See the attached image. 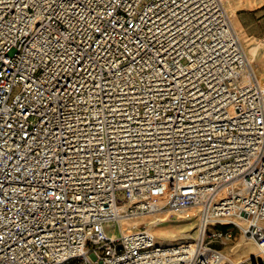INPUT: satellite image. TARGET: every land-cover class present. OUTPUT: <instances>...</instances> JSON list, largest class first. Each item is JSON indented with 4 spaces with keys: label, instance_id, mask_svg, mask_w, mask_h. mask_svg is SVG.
Wrapping results in <instances>:
<instances>
[{
    "label": "built area",
    "instance_id": "built-area-1",
    "mask_svg": "<svg viewBox=\"0 0 264 264\" xmlns=\"http://www.w3.org/2000/svg\"><path fill=\"white\" fill-rule=\"evenodd\" d=\"M227 2L0 0V264H240L214 243L264 245V81ZM186 207L192 240L104 229Z\"/></svg>",
    "mask_w": 264,
    "mask_h": 264
},
{
    "label": "rangeland",
    "instance_id": "rangeland-1",
    "mask_svg": "<svg viewBox=\"0 0 264 264\" xmlns=\"http://www.w3.org/2000/svg\"><path fill=\"white\" fill-rule=\"evenodd\" d=\"M227 5L232 26L253 64L257 76L264 80V0H230ZM193 210H191L193 213L186 217H183L176 210H171L167 213L168 217L162 220L156 219L158 216H162L160 213L137 216L127 220L121 218L116 222L105 224L104 229L108 235L117 236L120 232L129 229L135 230L139 227H146L162 243L192 240L197 233L198 221L196 210ZM155 219L156 222L151 224ZM240 234L239 230H235L230 241L225 244L216 242L214 245L228 253L232 258L233 249L234 246L238 245Z\"/></svg>",
    "mask_w": 264,
    "mask_h": 264
},
{
    "label": "bare ground",
    "instance_id": "bare-ground-1",
    "mask_svg": "<svg viewBox=\"0 0 264 264\" xmlns=\"http://www.w3.org/2000/svg\"><path fill=\"white\" fill-rule=\"evenodd\" d=\"M229 1L230 0H228V3L227 4H229ZM227 10H228V8H227ZM193 209L196 210L193 207H186V208L176 209V211H178L183 217H186L190 213L191 214L193 213V212H191V210H193ZM168 211H171V210H169V209H164L163 210L162 209V210L158 211L157 213H160L162 216H158V218H156V219H158V220L161 219L162 220V219L168 217V214H167ZM196 213H197V211H196ZM127 219L128 218H126V217L125 218H122V220H127ZM156 219L153 220L151 222V224H153L154 222H156ZM240 222L243 225L245 224V222H244L243 219ZM196 235H197V233H196ZM262 250L264 251V245L261 246V247H258L251 239H249L247 236H245L244 234L241 233L240 236H239L238 245L234 246L232 258H233V260L236 263H240V264H251V263H253L254 261H256L258 259V256H259V254L261 253ZM225 254L229 255L226 252H225Z\"/></svg>",
    "mask_w": 264,
    "mask_h": 264
}]
</instances>
